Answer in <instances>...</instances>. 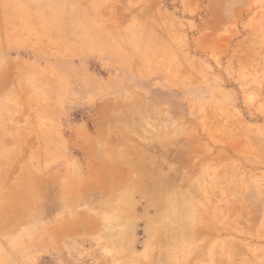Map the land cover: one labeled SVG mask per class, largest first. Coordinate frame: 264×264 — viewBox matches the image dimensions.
<instances>
[{
	"label": "rangeland",
	"instance_id": "1",
	"mask_svg": "<svg viewBox=\"0 0 264 264\" xmlns=\"http://www.w3.org/2000/svg\"><path fill=\"white\" fill-rule=\"evenodd\" d=\"M0 264H264V0H0Z\"/></svg>",
	"mask_w": 264,
	"mask_h": 264
},
{
	"label": "bare ground",
	"instance_id": "2",
	"mask_svg": "<svg viewBox=\"0 0 264 264\" xmlns=\"http://www.w3.org/2000/svg\"><path fill=\"white\" fill-rule=\"evenodd\" d=\"M119 107H120V106H119ZM118 109H119V108H118ZM119 110H120V109H119ZM120 112H121V111H120ZM122 112H124V111H122ZM128 112H129V111H128ZM125 113H127V112H125ZM129 113H130V112H129ZM121 115H122V114H121ZM126 115H127V114H126ZM128 115H129V114H128ZM128 115H127V116H128ZM145 126H146V125H145ZM143 128H144V127H143ZM142 130H143V129H142ZM120 133H121V132H120ZM119 135H120V134H119ZM116 154H117V153H116ZM76 166H77V165H76ZM74 167H75V165H74ZM127 190H128V189H127ZM128 192H131L130 189L128 190ZM88 194H89V193H88ZM125 196H126V195L124 194V197H125ZM129 196H130V195H129ZM130 197H131V196H130ZM162 211H163V210H162ZM115 212H116V210H115ZM119 212H120V211H119ZM119 212L116 213V214L118 215V214H120L122 211H121L120 213H119ZM159 212H160V211H159ZM123 213H124V212H123ZM123 213H122V214H123ZM159 214H161V213H157V215H158L157 217H159ZM162 214H163V213H162ZM169 214H170V213H169ZM169 214H168V215H169ZM164 215H165V214H164ZM168 217H169V216H168ZM113 218H114V217H113ZM162 219H163V217H162ZM166 219H167V218H166ZM156 220L158 221V218H155V222H156ZM170 220H172V219H170ZM159 221H160V220H159ZM162 222H163V221H162ZM147 223L149 224V222H147ZM156 223H157V222H156ZM148 224H147V225H148ZM159 224H160V223H159ZM159 224H158V225H159ZM161 224L163 225V228H164V227L168 224V221H167V223H166V222H163V223H161ZM150 225H151V224H150ZM158 225H157V226H158ZM169 226H170V225H169ZM169 226H168L166 229L163 230V233H165V232L167 231L166 233L168 234V229L170 228ZM151 227H152V225H151ZM166 233H165V234H166ZM116 237H117V236H116ZM120 238H121V237H120ZM173 239H174V238H173ZM117 240H119V239H116V241H115V242H116L115 245L117 244ZM174 240H175V239H174ZM112 241H113V240H112ZM175 241H177V240H175ZM113 242H114V241H113ZM178 242H179V241H178ZM158 243H159V242H158ZM152 246H153V244H152L151 246H149V248H150V247L153 248ZM155 246H156V245H155ZM161 246L163 247V245H161ZM151 248H150V249H151ZM152 250H153V249H152ZM147 251H148V249H147ZM148 252L151 253V251H148ZM146 254H148V253L146 252ZM135 259H136V258H135ZM135 261H136V260H135ZM133 263H134V262H133Z\"/></svg>",
	"mask_w": 264,
	"mask_h": 264
}]
</instances>
